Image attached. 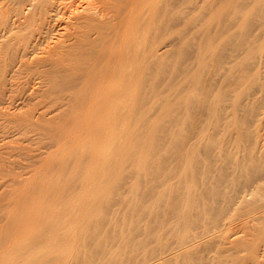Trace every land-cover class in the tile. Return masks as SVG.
I'll return each mask as SVG.
<instances>
[{
	"label": "rangeland",
	"instance_id": "374dc122",
	"mask_svg": "<svg viewBox=\"0 0 264 264\" xmlns=\"http://www.w3.org/2000/svg\"><path fill=\"white\" fill-rule=\"evenodd\" d=\"M206 34H207V36H206ZM209 37H210V39H209ZM206 42H207V44L209 43L211 48L209 49L210 52L204 53L207 50V49H205L206 45H207ZM161 43H162V41H161ZM203 43L206 45H204ZM159 45H160L159 47L162 46L160 43H159ZM163 46H164V69L162 72L160 71L161 72L159 74L160 78H158L156 76V78H158V80L156 81V79H154V81H155L154 84L157 83V85L155 84L154 85L155 87H153L151 92H150L151 93L150 94L151 97L149 99L150 104L148 102L149 106L147 107V105H146L147 108L150 107V109L148 110V113L139 117V118H121V120L118 122L116 131L113 133V136L116 135L118 137L120 143L122 144L120 152L116 157V160L118 162V167H117L118 179H116V181L114 180L113 182H110V183H103V184L97 183L94 185L89 184L88 192L86 193V195L80 194V192L83 193V191H81L83 189L79 183V179L77 178V176H73L71 178L70 174H69L70 176H68L66 173H64V175L66 174L65 175L66 177L68 176L67 180L64 176V179L66 181L62 177L63 176V173H62L63 170H61V169H64V167H65V165L63 163H66L65 168H67L68 170L70 169V171L65 169L67 171V173L72 171L71 168H73V170H74V168H75L74 166L78 165V163L75 164L76 160L75 161L73 160V159H76L75 155H78L77 154L78 151L76 149L73 150L74 149L73 145L71 148L70 147L71 145L66 143L68 141L64 140L66 138L65 135L68 136L71 133V130H69V129L71 128L70 123H71L72 118H68V117L64 118L66 112H68L67 110L69 107L68 104L65 105L67 102L66 103L62 102V104H64L66 106V108L64 107V105L62 106L61 102H59V104L55 103L54 104L55 106L49 105L48 107L46 106L47 104H45V105L42 104L43 107L46 106L43 108V110L44 109L49 110L47 112H45V110H44L46 115H43L44 112L42 110L41 104H40V106H37L36 105L37 102H36L35 105L37 107H39V108H37V107H35V105L33 103H30L33 101H30L28 99L30 93L33 92L34 90L35 91L37 90V93L40 94L44 85H42V84L37 85L38 82H35L36 84L31 87L33 89V87L35 86L34 90H32L31 88H29L30 90H26L27 94H29L26 96V97H28L27 100H29V101L26 100V97H25L26 92H24L25 94H24V96H22V98L23 97L25 98L24 100L21 98L16 102H14L15 100L11 101L10 100L11 97H13V96L19 97V95L21 93L17 94L18 91L16 90V88H14L15 87L14 85L10 86V87L14 86L13 87L14 90H13L10 87L8 88V85L1 84L2 81L5 83V81L7 80L6 78H10V76H7V74H6L7 77L0 82V85H1L0 87H3L0 89V93H1L0 94V159H1L0 160V170H2L4 172V173L2 172L3 176L5 175L4 177H2V174L0 173L1 174L0 175V227H2V225H4V223L6 221L8 222V217H9V219L11 218L10 220H12L13 216L18 217L22 211H23V213L26 211L24 214H26L27 216H29V214L31 215V212H32V214H34V217L39 216V218H40V216L42 215L44 220L46 218H48V214L49 215L51 214L50 216L54 215V217L56 218L57 215H55V211H56V213H58V215H59V213H61L63 215L65 213L69 212L72 219H74L73 223L70 225L68 231L66 232L71 243L70 244L68 243L67 246L58 250L59 254H60V260L57 264H129V263L130 264H141L145 260L148 261V260H151V258L153 259V257H155V255L160 256V254H162V253H163V255H164V253L166 255L167 251H168V253H171L172 251H176L174 249H176V248L178 249L179 244L186 241L188 236L189 237H188L187 241H189L190 237H191L190 239H192L193 237H196L198 234H200L198 236H203V237H201V240H202L204 238V236L206 235L205 241L209 242V240H207V239L209 238L210 233H208V232L211 230L212 231H211L210 236L214 235L213 231H215L216 234H217V232H218V234L220 233L219 237L223 236V240L221 239V241L219 242V246L223 244V247L218 246L217 241H219L220 238L218 237V240H216L217 239V236H216L215 240H216L217 244L216 243H214V244H216L218 246V248H216V249L214 248V249H215V251H217V249L220 252L222 251L221 252L222 254L218 255V253H220L218 251V252H216L217 254L212 253V255H210V257L215 258L217 255V257L215 258L217 260L219 258L221 259V256H224L226 254L224 259L222 257L225 264H230V261L232 264H233V262H234V264H252L254 259L252 260V263H251L250 258H249V254H250V256H252L251 252L248 251L249 254L246 253V251L245 252L244 251L243 252H236L235 249H233L234 246L230 245L231 247L230 248L228 247L229 242L232 243L235 240L240 239V242L242 241L241 244H244L243 242L246 243V240H244V239H247V240H249L248 241L249 245L248 244L244 245L247 248H250L248 246H250V244L255 241L253 243L255 248L253 250L251 248L252 251H254V250L256 252L258 251V253H256V254H258V256H257L258 258L256 257L255 261H257V263H259V261L261 263L264 262V259H263L264 258V219H262V221L260 220L261 219L260 213H261L262 209L264 212V208L261 209L262 206L264 207V188L262 187L263 186L262 184L259 186L262 189V191L258 190L261 192V193L259 192L260 194L258 193V191H254L256 193L251 192V193H254L253 196H255L256 198L251 197L252 195L250 194L251 196L249 195V196H247L248 198H246L247 201L242 200L243 202L246 201L248 204V202H249L248 199L253 198L255 201L253 199H252V201H254V202L257 201L256 203H254V205L256 204L257 206L256 205L253 206V208H255V209L251 208V206L253 205L251 203V201L249 202L250 206H249V204L245 205L246 202L243 205H241L243 202L240 201L241 203L238 202L237 203L238 205L236 204L237 207H235V205H234V209L236 208L235 210L233 209V206H232V209L230 211L228 210L225 212V210L220 209L221 203L223 204L222 208H224V201L223 202L221 201V199L223 197H221V198H219L220 200L218 199V201L221 203L219 204L217 202V205H219L217 207H216V205L211 206L210 203H209V205L206 204L207 206H210L211 208L215 207V209L216 208L220 209V211H218V212L215 210V215H216L215 217L210 216L211 218L207 217V219H208V221L213 222L212 218L214 219V218L218 217L219 223L217 222V219H216V221L214 220V222H216L217 226L219 225L221 228H219V230H215L216 228L212 229L213 226L215 225V224L213 225V223H211L213 225V226L211 225L212 228H211V226L207 227L206 225L209 222L207 223V221H205L206 220V219H204L206 217L205 216L203 218L204 220L203 219L201 220V223H200V221L195 220V218H192L191 220H189V222H191V221L194 222L193 225H192V223L190 224L189 222H187L190 224L189 228H191L192 229L191 230L187 227L189 224H186V221L184 219H182L188 213V211L190 209L189 204L191 202L188 201L189 202L188 203L187 201H184V199L186 200V195H185V191H182L183 187L181 189V186H184L183 185L184 183L181 185L180 182H178V184L181 185V186H179L177 184L178 179H176L177 181L174 179L177 176H180V177L183 176L182 174L178 175L179 172L182 171L179 169L181 167H183L182 169H184L186 164L183 166H182V164H184L186 161L188 162L189 159H191V158H189L186 161L184 160L185 162H183V160H182L183 156H184L183 159H186L187 156L191 157L192 154L197 152L194 154L196 156L193 157V155H192V157H193L192 159H194L195 162H197L198 160L201 159L203 152L206 153V151L208 152L209 150L214 151V145H213L214 143L209 141V140H211V138L213 136V134H212L213 133V131H212L213 125L211 126L210 123L213 124L214 120L217 117L216 118L213 117L211 115L212 113H210L209 115L207 114L209 111H211V110H209V108L212 106L210 104L211 103L214 104L216 102V101H212V100L223 99L224 97H226L228 99V101L226 98H225L226 101H224L225 99H223L224 103H222L221 100H220L221 103L218 101V103L221 104V108H222V106L225 104V102L228 103L230 101V99H232L234 101V98H235L234 95H236L238 97L237 99H239V101L240 100L242 101V102L240 101L241 103H243L242 105H245V104H246V106L248 105V107L246 108V110H244V113L242 114L244 116L241 115L242 117L246 118V121L248 123H249V120H250V123L252 122L251 118H254V120H253L254 123L256 122V120L258 118H261L260 120H262L261 121L262 123L260 121H258V123L259 122L261 123V124H259L260 125L259 127L261 128V130H260L261 131L260 132L261 138L264 137V120H263L264 119V95L262 94V93H264V90H263L264 88H260L262 86V84H264V76H263L264 75V65H263V62H264V60H263L264 59V0H164V44H163ZM203 46H205V48ZM200 47H202V50L203 49L205 50V51H203L204 55L203 54L200 55L201 57H199V54L202 52H200V51H199L200 53L197 52L200 49ZM207 48H208V46H207ZM183 50H184V52H183ZM227 52H229V53H227ZM246 52H248V53H246ZM231 53H232V55H231ZM212 54H214V55H212ZM43 55L45 56V54H43ZM204 56L206 57V60H205ZM36 57L41 58L43 56H42V54H37ZM214 57L217 60H215ZM223 57H226L228 60L226 58H223ZM194 59H196L195 60L196 62H198L200 60L198 62V64L194 63L195 62ZM224 59H226V60H224ZM229 59L233 60V62L230 61ZM203 60H205V61H203ZM234 60L237 62L235 63ZM217 61H218V63H217ZM219 61H222V62H219ZM227 62L233 63V64H228ZM260 62L262 63L261 66L259 65V67H261V68L258 67L259 70L257 73L256 65ZM193 63H194V65H192ZM213 63H215V64L213 65ZM222 63L228 64V66L223 65ZM234 64L240 68V70H241V71L239 70L240 72L244 71V72H246L247 75L249 74L250 77L253 76L255 81L257 80V82L258 81L260 83L262 82V84H259V86L260 85L261 86L259 87L257 82L254 83V80H252L253 77H251L252 79L249 77V79L252 81L245 82V81L249 80V79H246L244 81L245 86L240 85L242 88L239 87V85H237V86H233V88H230L232 91L226 90L224 87L228 83V80H230V77H229V75L227 76V77H229V79L227 78L228 80H227L226 84L221 81V80H224V78L222 79L221 77H224L225 75H227V74H225L227 72L223 73V71H225L224 69L226 68L227 71H230L231 69H230L229 65H231V68H232V65H233V67L235 66ZM215 65L217 68L215 67ZM202 66H204V67H202ZM236 66L234 69L237 68L236 70L238 71L239 68ZM253 66H254V68H253ZM228 67H229V69H228ZM243 67L246 69V71L243 70ZM189 68H190V70H188V71L189 72L191 71L190 73L187 71V69H189ZM196 69H197L198 73H197ZM199 69H200V71H199ZM252 69L256 70V71L253 70L254 72H256V74L253 75L254 72L252 71ZM236 70L234 71V73L237 72ZM250 70L253 73H251ZM216 71L218 74L216 73ZM186 72H188V73H186ZM194 72L197 73V75ZM199 72L201 74H199ZM206 72H208V73L206 74ZM231 72H228V73L230 74ZM214 73H216L215 74L216 76L213 77ZM219 73H220V75H219ZM234 73H233V76L234 75L238 76L240 74L239 72H237V73H239L238 75H236ZM209 74H211V75H209ZM221 74H223V75L225 74V75L221 76ZM152 75H155V74L153 73ZM0 76H3V75L1 74ZM203 76H204V78L206 77V79H204V78L202 79ZM161 78H163V79H161ZM199 78H200V80H199ZM218 78L219 79L221 78V79L219 80ZM245 78H248V77H245ZM0 79H1V77H0ZM215 79H217V81H215ZM60 80H61V78H60ZM68 80H65L66 83ZM190 80L191 81L197 80V81H196V83L195 82L192 83ZM203 80H205V82ZM202 81L204 82V84L202 83ZM58 82L59 83L63 82L62 84L65 83L63 80L62 81L57 80V83ZM216 82L218 83V85ZM219 82H220V84H219ZM59 83L55 86L60 85ZM200 83L203 84L204 89L199 86ZM7 84H9V82ZM190 84H192V85H190ZM196 84H198V87L200 88L199 90L205 91V92L203 91L204 93L202 92L203 96L207 92L206 95L203 97L207 101V103H205V101H204L205 104L203 103V101L201 103V100H203V98L202 99L200 98V100L198 99L200 101V105L204 106V109L201 108L202 106L200 107L201 109L198 106L199 110L197 108L198 111L194 110L195 111L194 112L191 109V108L197 107V105H196L197 103L193 102L194 96L196 98H198L199 97L198 94L201 95V91H197V92H200L197 95H196L197 92L194 91V89L197 88ZM194 85H195V87H194ZM243 85H244V83H243ZM36 86L38 88H36ZM220 86H222V88H220ZM252 86H254V87H252ZM45 87L43 88L44 90H46ZM49 87H47V89ZM65 87H66V85L64 87H61V89H64ZM208 87L209 88L211 87L210 88L211 90ZM234 87H238L239 92L237 91L236 88L234 89ZM256 87H258V88H256ZM39 88H41V90H38ZM59 88L60 87H58V89ZM223 88L226 91V92H224V94L227 93L226 95L222 94ZM259 88L263 91L258 90ZM54 89H57V87ZM219 89H220V91H219ZM221 89H222V91H221ZM233 90L234 91L236 90L237 92L235 91L236 92L235 93ZM12 91H14L13 92L14 95L11 93ZM15 91H17V92H15ZM29 91H31V92L29 93ZM38 91H40V92H38ZM67 91H68V89H67ZM72 91L73 90H71L70 93H72ZM42 92H44V91L42 90ZM194 92H196V93H194ZM65 93H66V91H65ZM67 93H69V91ZM218 93H220L219 97H218ZM221 94L224 97L220 96ZM53 95H55V94L53 93ZM207 95L209 96V97H207L208 99L206 98ZM254 96H256V97H254ZM4 97H6L7 99H5ZM220 97H223V98H220ZM214 98H216V99H214ZM13 99H15V98L13 97ZM198 100L196 99L197 102H199ZM209 101L210 102L212 101V102L209 103ZM231 101L229 102L230 104H231ZM235 101H236V99H235ZM191 102H193L192 104H194L195 106L193 105L194 107L192 106L190 108L192 110L190 113H189L190 109H188V113L186 114L185 111L187 110L188 107L191 106ZM186 103L190 104V106L186 105ZM31 104H33L34 106H32ZM206 104L207 105L209 104L208 106H210V107L206 106ZM185 105H186V108H185ZM225 105H227V104H225ZM229 106L230 105H228L227 107H229ZM33 107L37 108L36 110L34 109L35 112H33L34 110L31 109ZM206 107H208V108H206ZM227 107H225V106L223 107L224 111H226L225 109H227V111H228ZM47 108H49V109H47ZM184 108L186 109L185 111H184ZM218 108H220V105ZM39 109H41V110H39ZM60 109H63V110L60 111ZM167 109H168V111H167ZM201 110H202V112H201ZM203 111H205V112H203ZM224 111H223V114H224ZM58 112H59V114H58ZM221 112L222 111H220L218 113H221ZM183 113H184V115H183ZM203 113H204V115H203ZM26 114L27 115L29 114L30 117L29 116L27 117ZM62 114H64V115H62ZM188 114H189V116H188ZM191 114H193V115H191ZM21 115L22 116L25 115V120L27 119V121L24 122V118ZM196 115H197V117H195ZM205 115H206V117H205ZM20 116L22 118H20ZM192 116L195 117V120L192 119L193 118ZM203 116H204V118H202ZM210 116H212L214 118V120H212V117L210 118ZM219 116H218V118H219ZM223 116L224 115H222L221 118H223ZM183 117H184V119H183ZM200 117L202 118V120L203 119L204 120L202 121ZM208 117L210 118V120H212V122L209 121ZM189 118H190V120H189ZM247 118H249V119H247ZM206 119L208 120V123H207ZM177 120L178 121L180 120L179 123H181V124H178ZM182 120L183 121L185 120L186 123L182 122ZM205 120H206V122H204ZM187 121L188 122L190 121V123H188ZM194 121L195 122L197 121V122L195 123ZM191 122H192V124H191ZM24 123H25V125H24ZM63 123H65V124H63ZM250 123H249V128L251 131L252 129L254 130V127L251 129V127L253 125ZM61 124L64 125V127L67 124L66 126L68 127V130H66L64 136H62V134L58 135L59 134L58 129L61 128V126H62ZM199 124H201V125H199ZM208 124L210 125L209 127H208ZM189 125H191V127ZM192 125H194V126H192ZM205 125H206V128H209L208 131L206 130ZM55 126L57 129L55 128ZM53 127H54V129H53ZM192 127L194 129H192ZM210 127L212 129H210ZM259 127L257 126V128H259ZM200 129L206 130V133L208 132L207 135H204V137L206 136L205 139H203L204 137L202 138L203 141L200 139V137H202V135L200 137L197 136L198 134L200 135V133H202V132H199ZM183 130H185V131L187 130V132L185 133V131H183ZM192 130H194V132ZM181 131H182V133H180ZM214 132H215L214 134H217V137H218L219 133H216V131H214ZM203 134H205V131ZM185 135H187V136H185ZM221 135L219 137H223V132ZM215 136H214V139L217 142H219V140H220V142L223 141L224 137L221 139L219 137L218 138L216 137L217 138L216 139ZM190 137H191V139H190ZM194 137L199 141L201 140L203 143L200 141L201 142V144H200V142L197 141ZM207 137H209V138L211 137V138L210 139L208 138L209 140H207ZM67 138L70 139L69 137H67ZM192 138H194V139H192ZM205 141H208V142L205 143ZM184 142H185V144H184ZM207 143L212 144L213 149H210V147H209V145H207ZM195 144L197 145V147ZM212 145H210V146H212ZM205 146L208 148H206ZM18 147H20V148H18ZM194 147H196V148L194 149ZM192 148H193V150H192ZM129 149H131V151L134 155V159H133L134 162H133V167H131L132 168L131 170L129 168L125 169V165L123 163L124 162V156ZM186 151H187V153H185ZM192 151H194V153H192ZM211 151H209L208 153H210ZM25 153H26V155H25ZM177 153H178V155L183 153V155L178 156ZM205 153H203V159H205L204 157H206ZM67 154L68 155L71 154V158H70V156L68 158ZM184 154H188V155L186 156ZM197 154H199V155L201 154L200 155L201 157L200 156L198 157L199 159L197 158ZM7 155H9L10 157ZM60 155H62V156L60 157ZM28 156H30V157H28ZM63 157L67 158V161L65 159V162H64ZM72 157H74V158L72 159ZM7 158H8V160H6ZM179 158H180V160H179ZM207 158L208 157H206L205 160H203V159L202 160L205 162V161H207ZM192 159L190 161H192ZM196 159H198V160H196ZM47 160H48V163H47ZM61 161H62V164L64 166H61L58 164V163L61 164ZM190 161H189V165H190ZM203 161L200 160V163L202 162V164L200 165V163H199V165H197V163H196L195 166L199 167V166L203 165L205 167L206 165L212 164L211 163L212 160H211L210 156H209L208 161L211 164H208V162H207V164H206V162L203 163ZM13 163H15V164H13ZM46 163L47 164L50 163V164L47 166ZM4 164H5V166H4ZM191 164H194V162H191ZM204 164H206V165H204ZM72 165H74V166H72ZM189 165H187L188 171H190ZM60 166L62 167L60 169L61 172L57 171V169L60 168ZM192 166L193 165H191V167ZM212 166H210V171H211ZM12 167H13V169H12ZM43 167H45V168H43ZM54 167H58V168L54 169V170L52 169L53 170V172H52V170H50V169L54 168ZM207 167H206V170H204L205 168L204 169L202 168V169L204 171H207ZM47 169H49V170H47ZM202 169L199 168L200 173H201ZM44 170H47L48 173H51V174H49L50 177L52 175L53 176L55 175L57 177V174L58 175L61 174L60 179H62L63 181L56 180L57 183L55 181L53 182L54 179H58L59 177L54 178L52 176L51 179H48L50 177H49V175L46 176V174L43 172ZM55 170H56V172L54 173ZM65 170H64V172H65ZM110 170L113 171L115 169L110 168ZM110 170H107V171L110 172ZM213 170L214 169L212 168V172L210 173L211 175H212V173L215 172V171L213 172ZM107 171H106V173H108ZM72 172H74V171H72ZM203 172L200 175H197L198 176L197 179L202 177L201 175L203 174ZM209 172L207 173V175L209 174ZM40 173H41V176H40ZM112 173H110V174H112ZM168 173H171L170 175L173 176V179H170L172 177H170V178L168 177L169 176ZM42 174L45 175L46 178H44L45 176H42ZM9 177H11V179ZM180 177H179V180H181ZM212 177L217 178V176L216 177L212 176ZM38 178L40 179V181L42 179H45L44 181H42V183L43 182H47L48 184L50 183L49 185L47 183H43L44 184L43 187L44 186L46 187L45 184H47V186L49 188L54 183L52 185V188L53 187L55 188V190H56L55 193H58V190L56 188H59L60 184L61 185L64 184L61 187L63 188V191L66 189L67 190L62 192V193L63 194L64 193H68V194L70 193V196L68 195L69 199L72 198V200L70 199L71 202H69V201L67 202V207H69L68 205H70L69 211L65 209L67 207L63 206V208H59L62 205L61 206L57 205V203L62 204L61 203L62 200H61V198H60V201L57 198L54 200L53 197L55 195H51L54 192V188H53V192L52 193L50 192V195L47 194V192L49 193L51 187L48 189L49 191L45 192V194H44V192H42L43 191L42 187H40L42 191H40V188L38 189V186L41 183ZM52 178H54V179H52ZM203 178H204V176H203ZM209 178H207L208 181L215 182V181H213L214 179L209 180ZM46 179H48V180L46 181ZM166 179H167V181H166ZM7 180H8V182H7ZM168 180L171 182H169ZM201 181H202V183H204L206 180L204 181V180H201V178H200L199 181H197V182H201ZM208 181H207V183L212 184V182H208ZM36 182H38V183L40 182L39 185H37ZM51 182H52V184H51ZM58 182L60 184L56 186V184H58ZM168 182L170 184L172 183L173 185L171 184V186H170V184ZM42 183H41V186H42ZM166 183H167V185H165ZM15 184H16V186H15ZM31 184H33V185L35 184V185L33 186ZM199 184H201V183H199ZM204 184L203 185H197V187L199 188V186H203L202 188H204V186L206 185V184L205 185ZM211 184H210V186L212 187ZM36 185H37V187H36ZM79 186H80V188H79ZM33 187H35L36 189ZM194 187H196V186H194ZM213 187H214V185H213ZM198 188L196 189L197 192H198ZM43 189L46 191L45 188H43ZM225 189L226 188H224V191L227 192L228 189H226V190ZM232 189H234L233 186H232ZM60 190L62 191V189H60ZM173 190L176 193H174ZM200 190H202V189H199V191ZM209 190H210V188H209ZM212 190H213V188H211V191ZM255 190H257V189H255ZM61 191H59V192L61 193ZM221 191H223V189ZM221 191L219 190V192H221ZM224 191L222 192L221 195H223V193L226 194V192H224ZM229 191L227 192V194L229 193ZM197 192H195L193 195L199 193V192L198 193ZM257 193H258V195H257ZM40 194H41V196H40ZM176 194H177V196H176ZM229 194L228 195L230 197L232 195V193H229ZM174 195H175L176 199H175ZM59 196H60V194H59ZM189 196H187V198ZM80 197H82V198H80ZM224 199H226L225 195H224V198L222 200H224ZM50 201L54 206H52ZM34 202H37L36 205L34 204ZM171 202H173V203L171 204ZM186 202H187V204H186ZM212 202L213 201H211V204H212ZM31 203H32V205H31ZM42 203L44 204V206ZM46 203L47 204L50 203L51 205L48 204V206H47ZM214 203L216 204L215 201H214ZM37 205L38 206L41 205V206H39L41 208L37 207ZM239 205H241V207ZM20 206L22 207V209ZM238 206H239V208H238ZM23 207L26 210H24ZM32 207H33V210H32ZM34 207H36V208H34ZM48 207L49 208L52 207L53 210L55 209V207H57L56 208L57 210L55 209L53 211L52 208L49 209ZM248 207L252 209L251 212L248 209ZM256 207L261 210L260 213H259V209L257 211ZM28 209H30L29 210L30 212L28 211ZM36 209L37 210L41 209L40 210L41 214L39 213V215H38V213L36 212L37 211ZM58 209L59 210L65 209L66 212H65V210H61L59 212ZM246 209H248V211L251 213L250 216H249V214H247L248 211L246 212ZM39 210H38V212H40ZM46 210L48 211V213L47 212L45 213ZM213 210H214V208L212 209V212H213ZM253 210H255V211H253ZM50 211H51V213H49ZM52 211L54 212L53 214H52ZM18 212H20V213L18 214ZM27 212L29 214H27ZM62 212H64V213H62ZM222 212L228 213V216L226 214L224 216L221 215ZM254 212L255 213L258 212V213L254 214ZM46 214H47V216H46ZM213 214H214V212H213ZM217 214H220L221 216L220 215L217 216ZM246 214H247V216H246ZM253 214L255 216H257L256 218H257L258 222H256V218H254L255 216ZM263 215H264V213H263ZM258 216H259V218H258ZM247 217L248 218L250 217V218L248 220H246ZM43 218H42V220H43ZM55 218L52 219V217H51L49 219L50 223H47V225L50 224L51 226H53V221L54 222L57 221L56 220L57 218L56 219ZM251 218H254V219H251ZM220 219L221 220L223 219V220L220 222ZM245 220H246V222L248 221V224H246L247 226L251 225V228H249V226H248V228H247L248 230L244 229L245 224L244 225L242 224L243 221L245 223ZM254 220H255V223L257 225L254 223ZM77 221H79V222H77ZM197 221L200 224H198ZM249 221H253V222H251V224H250ZM183 222L185 223L186 226L185 225L182 226L184 224ZM254 224H255V226H254ZM54 225H55V223H54ZM204 225H205V227H204ZM208 225H210V224H208ZM240 225H242V226H240ZM34 226H35V224H34ZM257 226H258V228H257ZM206 227H207V230H208V228L211 230H208V232H207V230L205 231L204 229ZM215 227H216V225H215ZM241 227H243V229L245 231L243 229H241ZM254 227H255V230H254ZM30 228L34 229L32 226H30ZM256 228L259 229L258 231L260 232L261 235L260 234L258 235L259 232H255V231H257ZM36 229H38L37 225H36ZM202 229H203V232H202ZM221 229H223V230L221 231ZM187 230H188V232H187ZM219 231H221L223 233H221ZM207 236H208V238H207ZM256 236H258V237H256ZM198 238L200 239V237H198ZM253 238L255 240H253ZM180 239L181 240L183 239L184 241L182 240V242H180ZM241 239H243V240H241ZM258 240H259V244L257 243ZM222 241H224L225 243ZM213 242H215L214 239H213L212 243ZM221 242H222V244H221ZM240 242H239V245H238L237 241H236L237 244H235V243L234 244L236 246L238 245L237 247H239ZM215 246L213 245L212 247H215ZM227 248L229 249V251H227ZM231 248L233 250V253H232ZM243 248H240V249H243ZM212 251L214 252V250H212ZM154 252H155V254H154ZM209 254H211V252ZM40 255L41 256L47 255L49 257H52L54 255V252H49V253L42 252ZM232 255H233V257H232ZM261 255H262V258H261ZM47 256H44V257H47ZM229 257H231L232 259L230 260ZM236 257H238V259ZM241 257H243V258H241ZM246 257L250 261V263L248 262ZM225 258L226 259L228 258V259L226 260ZM215 259H214V262L216 263ZM220 259H219V261L222 262V260H220ZM233 259L234 260L236 259L237 261L236 260L234 261ZM242 261H244V262L242 263ZM255 261H254V264H257ZM224 262H222V264Z\"/></svg>",
	"mask_w": 264,
	"mask_h": 264
},
{
	"label": "bare ground",
	"instance_id": "6f19581e",
	"mask_svg": "<svg viewBox=\"0 0 264 264\" xmlns=\"http://www.w3.org/2000/svg\"><path fill=\"white\" fill-rule=\"evenodd\" d=\"M206 36H207V34H206ZM209 39H210V37H209ZM160 40L162 41V43ZM207 42H206V44H207ZM159 43L162 46L164 44V0H0V73L3 75V76H0L1 77L0 82L2 80H4L7 76H10V78H6L7 80L5 81V83L2 81L1 84L8 85V88L11 85H14L15 87L14 86L13 87L16 88V90L18 91L17 94L21 93L19 95V97L13 96L15 99H13V97H11L12 99L10 98L11 101L15 100L14 102L21 99L22 96H24V94H25L24 92H26V90H30L29 88H31L33 85H35L36 84L35 82H38L37 85L42 84V85H44V87L46 86L45 87L46 90H44L43 89L44 87H43L42 90L44 92H42L41 88H39L38 90H41V92L40 91H38V92H40V94L42 93L40 95L37 93V90L36 91L34 90V87H35L34 86L33 89L31 88L34 91L33 92L29 91V93L31 92L30 95L27 94V92H26L25 97L27 95H29V98L26 97V100L28 98L30 101H33L30 103H33L35 105V103L37 102L36 103L37 106H40V104H41V106H42V104H44V105L47 104L46 106L48 107L49 105L53 106L55 103L59 104V102H61V104H62V102L63 103L67 102L65 105L68 104L69 107L67 110L68 112H66L64 118H67V117L72 118L71 123H70L72 126L70 125L71 128L69 127L70 128L69 130H71V133L68 136L65 135L66 130H68V127L66 126L67 124L65 125V127H64V125L61 124L62 125L61 128L58 129L59 130L58 135H60V134H62V136L65 135L66 138L64 140L68 141L66 143L71 145L70 146L71 148L73 145V147H74L73 150L76 149L78 151V153H77L78 155H75L76 159H73L74 157H72V159L74 161L76 160L75 164L78 163V165L77 166H74L75 164L72 165L75 167L74 170H73V168H71L72 171H74V172L71 171L72 173L71 172L67 173L66 170H68V169L65 168L66 163H63L65 165V167H64V169H61L62 168L61 166H64L62 164V161H61V164L58 163L59 165H61L60 168L54 167V168H51L50 170H52V169L54 170L57 168H58L57 171H59V172H61V170H63L62 171L63 179H64V176L66 174L68 176L71 175V178L73 176H77V178L79 179V183L83 189V190L80 189L81 191H83V193L80 192V194L86 195V193L88 192L89 184L94 185L97 183H100V184L101 183L102 184L103 183H110V182H113L114 180L116 181V179H118V177H117L118 162L116 160V157L120 152L122 144L120 143V141L116 135L113 136V133L116 131L118 122L121 120V118H139V117L148 113V110L150 109V107L147 108L150 104V101H149V99L151 97L150 92H151L152 88L155 87L154 85L155 84L157 85V83L154 84V82H155L154 79H156V81H157L158 78H160L159 74L164 69V46L159 47L160 46ZM206 44H204V45H206ZM207 46H208V48H207ZM203 47L205 48V46H203ZM210 48L211 47L208 43L206 45V48H205L207 50L204 53L210 52L209 51ZM201 50H202V47H200V49L197 51V52H199V51L202 52V53L199 52L200 53L199 57H201L200 56L201 54L204 55L203 51H205V50L204 49L202 51ZM183 52H184V50H183ZM227 53H229V52H227ZM246 53H248V52H246ZM37 54H42L43 57H41V58L36 57ZM43 54H45V56ZM212 55H214V54H212ZM231 55H232V53H231ZM215 57H214V59H215ZM204 58L206 60L205 56H204ZM223 58H226V57H223ZM226 59H224V60H226ZM195 60L196 59H194V61ZM205 60H203V61H205ZM215 60H217V59H215ZM230 61L233 62V60H230ZM198 62L195 61L194 63L198 64ZM219 62H222V61H219ZM236 62L237 61H235V63ZM261 62L256 65L257 69L256 68L255 69L257 70V73H258L259 68H261V67H259V65L261 66V64H262ZM194 63L192 65H194ZM217 63H218V61H217ZM214 64L215 63H213V65ZM228 64H233V63H228ZM228 64L224 63L223 65L228 66ZM263 65H264V62H263ZM235 66L233 67V65H232V68H233L232 69L231 65H229V67L231 69L230 71H227L226 68L224 69L225 71H223V73L227 72V73H225L227 75L224 74L226 77L223 74H221V76H224V77H221L222 79L224 78V80H221V81L224 82L225 84L227 83V80L230 77V80H228V83L226 84V86L227 85L228 86L224 87L222 85L226 90L232 91L230 88H233V86H237V85H239V87H241L240 85L245 86V82L254 80L253 76H251V77H253V79H252L249 76V74L247 75L246 72L243 71V70L246 71V69L244 67L242 70L244 72L243 73V72H240L241 70L238 66H236L239 68L238 71L236 70L237 68L234 69ZM202 67H204V66H202ZM215 67H216V65H215ZM229 67H228V69H229ZM253 68H254V66H253ZM188 70H190V68L187 69V71ZM235 70L237 72H239L240 74L237 72L234 73ZM253 70L254 69H252V71ZM256 70H254V71H256ZM196 71H197V69H196ZM199 71H200V69H199ZM231 71L234 74H236V75L239 74V75L238 76L234 75L235 76L234 77L233 73ZM188 72H186V73H188ZM228 72H231V73L229 74ZM250 72H251V70H250ZM253 72H251V73H253ZM153 73L155 75H152ZM197 73H198V71H197ZM197 73H195V74L197 75ZM207 73L208 72H206V74ZM216 73H217V71H216ZM216 73H214V75L212 74L213 77L216 76L215 75ZM6 74H7V76H6ZM199 74H201V73L199 72ZM254 74H256V72H254L253 75ZM209 75H211V74H209ZM219 75H220V73H219ZM228 75H229V77H227ZM156 76L158 78H156ZM245 77H248V78H245ZM249 77L252 80H250ZM60 78H61V80H60ZM163 78H161V79H163ZM203 78H204V76L202 77V79ZM56 79L59 81L63 80L65 83H66L65 80L69 79L68 80L69 82L67 81L66 84L64 83L66 85V87H65L66 89L65 88L61 89V87L65 86L64 84H62L63 82H60V83L58 82L60 85L55 86L58 84ZM204 79H206V77ZM246 79H249V80L245 81ZM199 80H200V78H199ZM196 81L194 80L191 82L196 83ZM203 81L205 82V80H203ZM203 81H202V83L204 84ZM215 81H217V79H215ZM8 82H9V84H7ZM255 82H257V80L256 81L254 80V83ZM258 82H257L258 86H259V84H262V82L261 83L260 82L258 83ZM243 83H244V85H243ZM203 84L200 83L199 86L203 88ZM219 84H220V82H219ZM190 85H192V84H190ZM196 85H197L196 86L197 88L194 89V91H196V92L201 91V95H202V92L204 90H199L200 88L198 87V84H196ZM217 85H218V83H217ZM222 86H220V88H222ZM254 86H252V87H254ZM13 87H10V88L13 89ZM47 87H49V88L47 89ZM56 87H57V89H54ZM58 87H60V88L58 89ZM194 87H195V85H194ZM1 88H3V87H0V89ZM36 88H38V87L36 86ZM224 88H223V91L221 89V91L223 92V93L221 92L222 94H224V92H226ZM235 88L238 91V87H234V89ZM256 88H258V87H256ZM260 88H264V84H262V86ZM260 88L258 90H261ZM67 89H68L69 93H67L68 92ZM71 90H73L72 93H70ZM263 90H261V91H263ZM17 91H15V92H17ZM65 91H66V93H65ZM219 91H220V89H219ZM13 92L14 91H12L11 93L13 94ZM196 92H194V93H196ZM53 93L55 95H53ZM198 93H200V92H197L196 95ZM206 93H205V95H206ZM219 94L220 93H218V97H219ZM222 94L220 96H223ZM226 94H224V95H226ZM262 94L264 95V93H262ZM201 95L198 94V96H199V97L197 96L198 98H196L194 96V99L196 98L197 100L198 99L200 100V98L202 99L205 96V95L204 96L203 95L201 96ZM207 97H209V96L207 95L206 98ZM223 97H220V98H223ZM234 97H235L234 101L232 99H230V101L232 100L231 104L229 103L230 101L228 103L225 102V104H227V105L224 104L222 106V108H221L220 103H221V101H222V103H224L223 99H225L226 97H224L223 99H216L217 97L214 98L216 100H212V101L217 102V103L215 102L214 104L211 103L212 101L211 102L209 101V103H211L210 105H212L211 107L208 106L209 104L208 105L206 104V106L210 107L209 110H211L207 114L209 115L210 113H212L211 115L213 117H215V118L217 117L214 120V118L212 116H210V118L212 117V120H214L213 124L210 123L211 126L213 125V129L210 127V129H212V131H213V133H212L213 136H212V138L210 137L212 141L209 140L210 139L209 137H207V140L214 143L213 144L214 145V151L209 150V151H211L210 152L211 154L208 153L209 151L208 152L206 151V153L203 152V153H205L206 157H208L207 161H205L206 164H207V162H208V164H211V163L212 164L211 165L204 164V165H206L205 167L203 165L199 166V167L195 166L196 163H197V165H199L200 160L203 161L206 159V157H204L205 159H203V153L201 152L202 157L200 156L201 154L200 155L197 154V158L200 156L201 159L198 160L199 159L198 158V159H196L198 161L195 162V160L192 158L194 156H196L194 154L197 152L194 153V151H195L194 150V151H192V153H194V154L191 153L193 155V157H192V155H191V157L190 156L188 157L187 156L188 154H184L187 156V158L183 159L184 156L182 158L183 162H185L189 158L192 159V161H190L191 159H189L190 165H189V161L188 162L186 161L188 164L186 162L184 164H182V166L185 164H186V166L189 165L190 171L187 170L188 166L187 167L185 166L184 169H182L183 167L180 166L181 168L180 169L178 168V169L182 170V171H180L178 175L182 174L183 176H181V177L177 176L178 178L177 177L174 178L175 180L178 179V181L176 180L177 184H178V182H180L181 185L184 183L183 184L184 186H181L180 184H178V185L181 186V189H182V187H183V189L185 188L184 190L182 189V191H185V195H186V200L184 199V201H187V202L190 201L191 202L189 204L190 209H189L188 213L184 216V218H182L186 221V224L192 223V225H193L194 222H192V221L189 222V220H191L192 218H195V220H198L201 223V220L206 216L204 219H206L205 221H207V223L209 222L208 224H210V225L207 224L206 226L207 227L211 226L212 225L211 223H213V225L215 224L216 227H215V225L214 226L212 225L213 228H212V226H211V228L212 229L216 228L215 230H219V228H221V227L219 225H218L219 226L218 227L217 223L214 222V220L216 221V219L218 222V217L214 218V219L212 218L213 222L208 221L207 217L208 218H211L210 216L215 217L216 216L215 210L218 212V211H220V209H223L226 212L228 210L230 211L232 209V206L234 209V205H235V207H237L236 204L238 202H240L242 200L247 201L246 198H248L247 196H249L250 194L252 195V196L250 195L251 197L256 198L255 196H253V194L256 193L254 191H258V190L262 191V189L259 187L261 184L263 185L262 187L264 188V184H263L264 183V141H263L264 137L261 138V134H260L261 128L259 127L260 126L259 124L262 123L261 122L262 120H260L261 118H258V119L256 118L257 120H256V122H255L256 124H255L253 122L254 118H251L252 122L250 123V120H249V123L253 125V126L251 125L252 126L251 129L254 127V130L252 129L250 131L249 123L246 121V118L242 117V116H244L242 114L244 113V110H246L248 105L247 106H246V104L242 105L243 104V103H241L242 101L240 100L241 101L240 102L239 99H237L238 97L236 95H234ZM254 97H256V96H254ZM4 98L7 99L6 97H4ZM22 99L24 100L25 98L23 97ZM194 99H193V102L197 103L196 104L197 107L191 108L194 105V104H192L193 102H191V106H190V104L186 103V105L190 106L186 110L185 109L186 105H185L184 111L185 110L187 111V112L185 111L186 114L188 113V109L191 108L193 111L194 110L198 111L199 108L202 106V105H200L199 100H198L199 102H197L196 99L195 100ZM226 99L224 101H226ZM235 99H236V101H235ZM29 100H27V101H29ZM202 101H203V103H204V101H205V103H207V101L204 98H203V100H201V103H202ZM218 101L220 103H218ZM227 101H228V99H227ZM148 102H149V104H148ZM33 104H31V105L34 106ZM218 104L220 105V108H218L219 107ZM36 105H35V107H37ZM63 105L64 104H62V106ZM65 105H64V107L66 108ZM146 105H147V107H146ZM228 105H230V106L227 107ZM46 106H44V107H46ZM198 106H199V108H198ZM224 106L228 108V111H227V109H225L226 111H224V109H223ZM44 107L42 106V110ZM208 107H206V108H208ZM37 108H39V107H37ZM37 108L33 107L31 109L36 110ZM197 108H198V110H197ZM201 108L204 109V106H202ZM47 109H49V108H47ZM191 109L189 110V113L192 111ZM35 110L33 112H35ZM39 110H41V109H39ZM44 110H43V112H44ZM61 110H63V109H60V111ZM47 111H49V110H45V112H47ZM167 111H168V109H167ZM220 111H222L221 112L222 114L218 113ZM223 111H224V114H223ZM201 112H202V110H201ZM203 112H205V111H203ZM44 113H43V115H46V113L45 114ZM58 114H59V112H58ZM62 115H64V114H62ZM183 115H184V113H183ZM191 115H193V114H191ZM197 115L195 117H197ZM203 115H204V113H203ZM222 115H224L225 117L223 116V118H221ZM21 116H20V118L23 117L24 122L27 121V119L25 120V115L22 117ZM28 116H29V114L27 115V117ZM188 116H189V114H188ZM218 116H219V118H218ZM192 117L191 118L195 120V117L194 116H192ZM205 117H206V115H205ZM202 118H204V116ZM202 118H201V120H202ZM210 118H209V121L212 122V120H210ZM183 119H184V117H183ZM247 119H249V118H247ZM189 120H190V118H189ZM206 120L204 122H206ZM179 121H178V124H181V123H179ZM258 121H260L261 123L260 122L258 123ZM182 122H185V120L184 121L182 120ZM65 123H63V124H65ZM188 123H190V121ZM207 123H208V120H207ZM191 124H192V122H191ZM24 125H25V123H24ZM199 125H201V124H199ZM210 125L208 124V127ZM189 126L191 127V125H189ZM192 126H194V125H192ZM257 126L259 128H257ZM55 128H56V126H55ZM205 128H206V125H205ZM53 129H54V127H53ZM192 129H194V128L192 127ZM201 129L199 132H202V133H200V135L198 134L197 136L200 137L202 135V137H200V139L202 140L204 135L208 134V132L206 133V130L208 131L209 128H206V130H201ZM183 131H185V130H183ZM192 131L194 132V130H192ZM204 131H205V134H203ZM214 131H216V133H219L218 137L223 132L224 138L219 137L220 139L223 138V141L221 140L222 142H220V140H219V142H217L214 139L215 135H216L215 138L217 137V134H214L215 133ZM186 132H187V130L185 131V133ZM180 133H182V131ZM187 135H185V136H187ZM67 137H69L70 139H68ZM205 137L203 139H205ZM194 138H192V139H194ZM190 139H191V137H190ZM197 141H199V140H197ZM201 142H200V144H201ZM206 142H208V141H205V143ZM209 143H207V145H209L210 149H213L212 148L213 145L209 144ZM184 144H185V142H184ZM210 145H212V146H210ZM196 147H197V145H196ZM196 147H194V149ZM18 148H20V147H18ZM206 148H208V147H206ZM192 150H193V148H192ZM185 153H187V151ZM25 155H26V153H25ZM177 155H178V153H177ZM179 155L182 156L183 153L179 154ZM208 155L210 156V158L212 160L211 163L208 161V159H209ZM7 156H9V155H7ZM30 156H28V157H30ZM61 156L62 155H60V157ZM69 156L71 158V154L70 155L67 154L68 158H69ZM63 158H64V162H65V159L67 161V158H65V157H63ZM133 159H134V155H133L131 149H129L124 156V162L123 163L125 165V169H128V168L130 170L132 169L131 167H133V162H134ZM6 160H8V158ZM179 160H180V158H179ZM191 162H194V164H191ZM205 162L203 161V163H205ZM47 163H48V160H47ZM47 163H46V165L48 166L50 163L49 164H47ZM13 164H15V163H13ZM201 164H202V162L200 163V165ZM191 165H193V166L191 167ZM4 166H5V164H4ZM210 166H212V168L214 169L213 172L215 171L214 173H212V175L210 174L212 172V168L210 171ZM206 167H207V171H204V170H206ZM43 168H45V167H43ZM110 168L111 169L114 168L115 170H113V171L115 173L113 171H111ZM199 168L204 169V170L202 169L204 172L201 170V173L203 172V174L201 175L202 177H200V178H201V180H204V181L206 180L205 182L203 181L206 185L204 183H202V181L197 182L200 179V178L197 179L198 178L197 175L201 174L199 171ZM12 169H13V167H12ZM47 170H49V169H47ZM47 170L43 171L46 174V176L51 174V173H48ZM53 170H52V172H53ZM64 170H65V172H64ZM107 170H110V172H108ZM68 171H70V169ZM106 171L109 174L106 173ZM2 172L3 171L0 170L2 177H4L5 176V175L3 176L4 172L3 173ZM55 172H56V170L54 171V173ZM208 172H209V174L207 175ZM64 173H66V174L64 175ZM110 173H112V174H110ZM168 174H169L168 177L169 178L172 177L170 179H173V176L170 175L171 173H168ZM40 176H41V173H40ZM42 176H45V175L42 174ZM46 176L44 178H46ZM203 176H204V178H203ZM212 176H215V177L217 176V178H213ZM49 177H50V175H49ZM51 177L48 179H51ZM53 177L55 178L56 176L54 175ZM67 177L65 176L66 180H67ZM179 177L181 180H179ZM9 178L11 179V177H9ZM54 178H52V179H54ZM56 178H58V179H54L53 182L55 181L57 183L56 180L63 181L62 179H60L61 174H59V175L57 174ZM207 178H209V180L214 179L213 181H215V182L208 181ZM48 179H46V181ZM44 180L45 179H42L40 181V179H39V181L41 183ZM166 181H167V179H166ZM207 181L212 182V184L207 183ZM7 182H8V180H7ZM59 182H58V184L55 183L56 186L60 184ZM169 182H171V181H169ZM36 183H37V185H39L38 182H36ZM41 183L38 186V189L40 187H42L43 191L41 190V188H40V191L44 192V194H45V192L49 191L48 189L51 187L49 193L47 192V194L50 195V192L51 193L53 192L54 187L52 188V185L54 183L52 184V182H51L52 185L49 188L47 186V184H48L47 182H43V183H47V184H45L47 188L45 186L43 187V185H44L43 183L41 186ZM199 183H201V184H199ZM171 184H170V186H171ZM203 184L205 185L204 188H202L203 186H199V188L197 187V185H203ZM210 184L212 185V187L210 186ZM31 185H33V184H31ZM37 185H36V187H37ZM62 185H64V184H62ZM62 185L60 184V187L58 186L59 188H56L58 190V193H55L56 190L54 188V192H53L54 194L53 193L51 194V195H55L53 197L54 200L57 198L60 201V198H61L62 204L59 203L60 204L59 205L57 203L58 206L62 205L59 208H63V206L67 207V202L68 201L71 202L70 199L72 200V198L69 199L70 193L69 194L68 193H64V194L62 193V192L67 190L66 189L63 191V188L61 187ZM165 185H167V183ZM213 185H214V187H213ZM15 186H16V184H15ZM194 186H196V187H194ZM232 186L234 187V189H232ZM208 187L210 188V190ZM223 187L228 189V191L231 189L229 191V193H232V195L230 197H229L230 194L229 193H228L229 195L227 194L228 191L227 192L224 191ZM33 188H35V187H33ZM43 188H45L46 191ZM79 188H80V186H79ZM197 188H198L199 193L196 191ZM211 188H213L212 191H211ZM221 188L223 189L224 192H226V194L223 193V195H221L223 192V191H221L222 190ZM60 189H62V191ZM199 189H202V190L199 191ZM255 189H257V190H255ZM219 190L221 192H219ZM59 191H61L62 194ZM260 191H258V193ZM173 192H174V190H173ZM195 192H197L198 194L193 195ZM251 192H254V193H251ZM174 193H176V192H174ZM258 193H257V195H258ZM59 194H60V196H59ZM224 195H225L226 199L222 200L224 198ZM40 196H41V194H40ZM176 196H177V194H176ZM187 196H189V197L187 198ZM174 197H175V195H174ZM221 197H223L221 199V201L222 202L224 201V208L225 209L222 208L223 204L218 201V199ZM80 198H82V197H80ZM175 199H176V197H175ZM252 199L250 198L248 200H249V202L251 201V203L253 204L251 206V208L255 209V208H253V206L256 205V204L254 205V203H256L257 201L254 202L255 200L253 199L254 201H252ZM211 201H213L212 204H211ZM214 201L216 202V204L214 203ZM37 202H34V204L36 205ZM187 202H186V204H187ZM217 202L219 204L221 203L220 209L219 208L215 209V207L211 208L210 206L206 205V204L209 205V203H210L211 206L216 205V207H217V206H219V205H217ZM245 202H243L241 205H243ZM249 202H248V204L250 206ZM50 203H51V201H50ZM50 203H48V204L51 205L52 203L51 204ZM172 203L173 202H171V204ZM44 204H43V206H44ZM48 204H47V206H48ZM246 204H247V202L245 203V205ZM31 205H32V203H31ZM241 205H239V206L241 207ZM39 206H41V205H39ZM39 206L37 205V207H39ZM52 206H54V205L52 204ZM68 206H69V207H67L68 209L65 207L64 208L69 211L70 205H68ZM239 206H238V208H239ZM57 207H55V209ZM34 208H36V207H34ZM39 208H41V207H39ZM50 208H52V207H50ZM213 208H214V210H213L214 214L212 212ZM251 208L248 207L250 212L252 210ZM262 208H264V207L262 206L261 209ZM21 209H22V207H21ZM65 209H60V210L58 209V211L60 212L61 210H65ZM248 209H246V212L248 211ZM256 209L258 211L259 208L256 207ZM24 210H26V209L24 208ZM29 210L30 209H28V211ZM32 210H33V207H32ZM38 210L36 212L39 215V213L41 214V211H40L41 209L39 210L40 212H38ZM47 210L45 211V213L46 212L48 213ZM52 210H53V208H52ZM66 210H65V212H66ZM53 211H52V214L54 213ZM253 211H255V210H253ZM260 211L261 210L259 209V213H260ZM223 212L221 213V215L224 216L226 214L228 216V213H223ZM250 212L248 211V213H247V214H249V216L251 215ZM262 212H263V209L260 213L261 214V216H260L261 221H262V219H264L263 218L264 212L263 213ZM19 213L20 212H18V214ZM24 213L22 211L18 217L13 216L12 220H10L11 218L9 219V217H8V222L6 221L4 223V225H2V227H0V264H57L60 260V254H59L58 250L67 246L68 243L69 244L71 243L66 232L68 231L70 225L73 223L74 219H72L69 212L65 213L63 215L61 213H59V215H58V213H56V211H55V215L58 216V217L56 216L57 219L54 217V215L50 216L51 214L50 215L48 214V218L52 217V219L55 218L57 220L56 222L53 221V226H51L50 224L47 225V223H50V220H49L50 218L49 219L46 218L44 220L42 215L40 216V218H41L40 219L39 216L34 217V214H32V212H31V215L27 212V214H29V216H27ZM49 213H51V211ZM62 213H64V212H62ZM256 213H258V212H256ZM256 213L254 212V214H256ZM247 214H246V216H247ZM219 215L220 214H217V216H219ZM46 216H47V214H46ZM256 217L257 216H255L254 218H256ZM42 218H43V220H42ZM249 218L247 217V219L246 218L245 219L248 220ZM254 218H251V219H254ZM258 218H259V216H258ZM222 220L220 219V222ZM246 220H245V223H244V221L242 223L243 225L245 224L244 229H247L248 226H249V228H251V225H248V226L246 225V224H248V221L246 222ZM198 221H197V223H198ZM77 222H79V221H77ZM187 222H189V223H187ZM249 222L251 224V222H253V221H249ZM256 222H258L257 218H256ZM54 223H55V225H54ZM200 223H198V224H200ZM254 223H255V220H254ZM34 224H35V226H34ZM190 224L187 226L188 228H189ZM255 224H254V226H255ZM36 225H37L38 229H36ZM184 225H185V223L182 226H184ZM30 226H32L34 229L30 228ZM240 226H242V225H240ZM204 227H205V225H204ZM207 227L204 229L205 231L207 230ZM257 228H258V226H257ZM257 228H256L257 231H255V232H259L258 231L259 229H257ZM189 229H191V228H189ZM241 229H243V227H241ZM208 230H211V229L208 228ZM208 230H207V232H208ZM222 230L223 229H221V231ZM254 230H255V227H254ZM211 231H209L208 233L211 234ZM221 231H219V232H221ZM187 232H188V230H187ZM202 232H203V229H202ZM221 233H223V232H221ZM210 234H209L210 239L207 236V238H208L207 240H209V242L205 241L206 235L204 236V238H203L204 240L202 239L203 240L202 241L201 237H203V236H198L200 234H198L196 237H193L192 239H190L191 238L190 237L189 241H187V239L189 237L188 236L186 239L187 242L184 241L183 239L182 240L184 242H182V240L180 239V242H182V243L181 244L178 243L179 248L174 249L176 251H172V252L170 251L171 253H168V251H167L166 255H165V253L163 255V253L161 252L162 253V254H160L161 257L159 255L158 256L155 255V257H153V259L151 258V260H148V261L145 260L141 264H222V262H224L223 259H224L226 254L224 256H221V259L218 257L220 260H222V262H220L219 259H217L218 261L215 259L217 257V255L215 258L210 257V255H212V253H216L219 251L218 249H217V251H215V249L218 248L219 242L221 241V239L223 240V236L219 237L220 233L218 234V232H217V234H216L215 231H213V234H214L213 236L212 235L210 236ZM259 234H260V232L258 233V235ZM216 236H217V239H216ZM198 237H200V239ZM218 237L220 238V240L217 241L218 242V246H217L216 240H218ZM256 237H258V236H256ZM213 239L215 242L212 243ZM241 240H243V239H241ZM244 240H246V243L243 242L244 244H241L242 241L240 242V239L239 240L237 239L232 243L229 242L228 247L230 248L231 246H234L233 249H235L236 252H243V251L245 252L246 251V253H248V254H249V252H251L252 256H250V254H249V258H250V261L252 263V260L254 259V261H255L256 257L258 256V254H256V253H258V251L257 252L255 250H254L255 252L252 251L255 248V246L253 245V243L255 241L253 243H251L252 245L250 244V246H248L250 248H247L244 245L245 244L249 245V242H248L249 240H247V239H244ZM253 240H255V239L253 238ZM236 241H237L238 245L240 242L239 247H237L238 245L237 246L235 245V244H237ZM222 242H224V241H222ZM222 242H221V244H222ZM214 243H216V244H214ZM257 243L259 244V240L257 241ZM213 245L214 246L216 245L217 247L216 246L212 247ZM220 246L223 247V244ZM240 248H243V249H240ZM251 248H252V250H251ZM212 250H214V252ZM231 250H232V248H231ZM227 251H229L228 248H227ZM42 252H46V253L54 252V255L52 257H49L47 255L41 256L40 254ZM210 252H211V254H209ZM221 252L218 253V255H221L222 254ZM232 253H233V250H232ZM154 254H155V252H154ZM262 255H261V258H262ZM44 256H47V257H44ZM222 257H223V259H222ZM232 257H233V255H232ZM229 258H230V260L232 259L231 257H229ZM236 258L238 259V257H236ZM241 258H243V257H241ZM214 259H215L216 263L214 262ZM246 259H247V257H246ZM250 261L248 260L249 263H250ZM254 261L252 264H254ZM243 262L244 261H242V263ZM255 262L257 263V261H255ZM259 263L264 264V262L261 263L260 261H259ZM259 263H257V264H259ZM223 264H225V262ZM230 264H232L231 261H230ZM233 264H234V262H233Z\"/></svg>",
	"mask_w": 264,
	"mask_h": 264
}]
</instances>
